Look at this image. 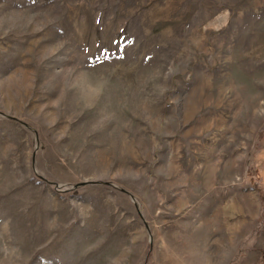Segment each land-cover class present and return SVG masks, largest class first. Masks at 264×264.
Here are the masks:
<instances>
[{"label": "rangeland", "instance_id": "1", "mask_svg": "<svg viewBox=\"0 0 264 264\" xmlns=\"http://www.w3.org/2000/svg\"><path fill=\"white\" fill-rule=\"evenodd\" d=\"M194 225L264 264V0H0V264H158Z\"/></svg>", "mask_w": 264, "mask_h": 264}, {"label": "crops", "instance_id": "2", "mask_svg": "<svg viewBox=\"0 0 264 264\" xmlns=\"http://www.w3.org/2000/svg\"><path fill=\"white\" fill-rule=\"evenodd\" d=\"M207 202L196 204L193 209L201 210ZM177 234H186L182 226H174ZM170 231V230H169ZM190 233L194 236H185L181 240H170L172 238L171 231L167 238L159 242V246L154 248V256L158 264H210L209 250L206 248L208 234L200 225L191 226ZM179 236V235H178ZM178 238V237H176ZM204 246V247H203ZM206 248V249H205ZM157 251V252H156Z\"/></svg>", "mask_w": 264, "mask_h": 264}, {"label": "trees", "instance_id": "3", "mask_svg": "<svg viewBox=\"0 0 264 264\" xmlns=\"http://www.w3.org/2000/svg\"><path fill=\"white\" fill-rule=\"evenodd\" d=\"M263 255H264V251H263Z\"/></svg>", "mask_w": 264, "mask_h": 264}]
</instances>
